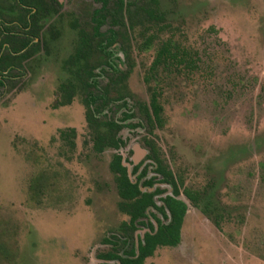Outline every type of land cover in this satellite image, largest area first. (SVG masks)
<instances>
[{
  "label": "rangeland",
  "instance_id": "374dc122",
  "mask_svg": "<svg viewBox=\"0 0 264 264\" xmlns=\"http://www.w3.org/2000/svg\"><path fill=\"white\" fill-rule=\"evenodd\" d=\"M159 2L173 39L196 68L153 73L156 45L138 52L132 42L131 66L119 43L108 47L117 71L108 70L98 84L128 70V93L119 98L109 88L113 101L99 115L123 125L118 150H93L79 94L56 105L68 77L63 63L77 40L73 21L88 30L99 7L93 0H55L57 14L42 31L45 46L3 74L0 264H115L97 259L110 250L103 240L121 237L119 227L128 221L117 207L109 163L120 155L132 182L144 167L145 179H161L144 139L156 144L184 188L201 194L202 209L180 193L187 211L179 244L158 247L143 264H264V0ZM0 7L4 20L23 13L15 0H0ZM149 86L160 93L162 107L161 127L151 132L138 107L148 103ZM124 113L132 117L121 121ZM70 128L76 132L73 148L59 138ZM155 188L164 191L155 197L159 206L160 197L173 196L167 184L150 190ZM150 212L168 222L152 209L144 222L151 221ZM146 231L139 226L134 237Z\"/></svg>",
  "mask_w": 264,
  "mask_h": 264
},
{
  "label": "trees",
  "instance_id": "16d2710c",
  "mask_svg": "<svg viewBox=\"0 0 264 264\" xmlns=\"http://www.w3.org/2000/svg\"><path fill=\"white\" fill-rule=\"evenodd\" d=\"M15 1L18 8L23 11L16 18L4 20L0 7V86L4 85V73L21 67L22 62L28 59L31 53L45 46L46 38L42 31L47 21L57 14L53 8L55 0ZM93 1L99 4V7L93 9L89 16L88 30L81 27L77 20L73 21L72 26L77 31V40L73 53L63 63L68 77L59 86L60 96L56 105H68L75 95L79 94L92 148L100 154L105 148L118 150L123 145L117 137L123 125L115 120L99 117L113 101L109 97V88L114 87L117 95H120L119 98L128 93L126 85L128 70L109 78L105 86H100L96 80L103 74L110 73L108 70L113 74L117 71L110 62L111 53L107 51L110 45L115 43L121 45V52L128 66H131L132 42L138 52L147 51L156 45L155 56L149 69L153 73L158 69L191 71L196 65L191 54L173 39L171 26L166 22V14L160 9L159 0ZM15 24H20L21 27L13 29L12 26ZM103 25H107L108 29L101 32ZM166 33L169 36L163 38ZM30 47L31 50L28 51ZM148 91V103H140L138 107L151 132L153 128L161 127L162 107L157 89L149 86ZM119 98L116 97L115 100ZM131 117V114L124 113L121 121ZM75 135L73 128L59 132V138L69 148L74 147ZM144 144L149 149L147 159L155 165L153 172L161 179L156 177L145 179L147 168L144 167L132 182L122 165L121 156L118 154L112 156L109 170L114 175L115 188L120 199L117 207L128 217V221L122 222L119 227L121 237L103 240L110 246V250L98 254L99 260L116 261L115 264H143L158 247H176L180 242V231L187 211L185 202L178 198L180 193L192 206L202 209L201 194L183 187L181 178L173 174L167 160L153 141L144 139ZM140 166L135 165L132 174H136ZM156 183L167 184L172 188L173 196L160 197L159 201L162 203L160 206L156 204L155 197L162 195L164 191L159 188L150 190ZM180 187H183L182 192ZM149 209L159 213L163 219H168V222L163 223L153 212L149 213L151 221L144 222ZM213 223L216 227L219 226L216 218ZM139 226L147 231L142 238L140 236L135 238L134 234L139 231Z\"/></svg>",
  "mask_w": 264,
  "mask_h": 264
},
{
  "label": "flooded vegetation",
  "instance_id": "af4514ba",
  "mask_svg": "<svg viewBox=\"0 0 264 264\" xmlns=\"http://www.w3.org/2000/svg\"><path fill=\"white\" fill-rule=\"evenodd\" d=\"M21 7H23V6H21Z\"/></svg>",
  "mask_w": 264,
  "mask_h": 264
}]
</instances>
